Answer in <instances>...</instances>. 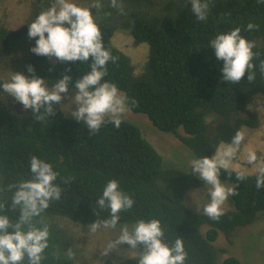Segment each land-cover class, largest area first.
<instances>
[{
  "label": "trees",
  "instance_id": "1",
  "mask_svg": "<svg viewBox=\"0 0 264 264\" xmlns=\"http://www.w3.org/2000/svg\"><path fill=\"white\" fill-rule=\"evenodd\" d=\"M144 1L151 2L123 0L120 10L111 8L109 1L96 18L105 48L118 57L116 64L109 62L105 79L135 99L136 105H130L129 111L145 115L157 130L177 135L196 158H211L218 144L230 142L237 130L260 128L264 109H256L255 105L264 108V74L259 71V63L264 60V4L257 0H211L206 21H198L192 10L184 6L177 14L172 11V16L162 15L160 9L168 0H160L157 5L156 13L160 14H151L155 11H150ZM137 3L142 4L141 8ZM170 5L174 9V0H170ZM118 11L123 12L117 15ZM249 22L255 23L257 29L246 31ZM236 27L241 28V35L247 40L255 41L253 51L260 53L253 61L257 68L251 82L247 74L239 83L224 81L223 62L208 47L218 33ZM117 29L129 32L135 45H147V60L141 68H136L129 56L112 44ZM28 59L27 65L35 68L38 77L53 78L54 82L66 73L74 85L90 70L87 64L49 62L47 57L33 53ZM69 68L71 71L66 72ZM72 85L69 89H74ZM53 108L55 115L43 122L36 121L32 113L20 120L0 110V175L4 177L5 190L9 183L29 179L32 155L51 163L60 177H73L68 185L60 183L64 189L61 200L52 201L45 212L50 243L61 257L57 262L49 256L45 264H77L76 258L64 259V251L72 248L76 255V229L107 217V211L96 215V199L111 179L119 181L121 190L135 200L130 212L121 213V223L160 220L166 243L171 244L176 238L185 241L186 264H246L234 256L218 262L213 243L219 234L228 239L236 228L252 226L258 216L264 215V188L257 190L256 172L244 173L246 179L237 182L235 174L241 170L231 168L229 176L221 169V182L236 185L238 194L230 197L232 209L224 212L218 222L212 221L203 213L192 212L182 201L185 192L204 183L191 172L163 168L161 155L144 139L137 125L121 119L118 129L105 123L93 136L85 124L65 117L57 104ZM247 142L245 136L240 151ZM8 203L10 206V197ZM7 214L15 220L19 211ZM64 220L69 222L63 224ZM203 225L207 228L202 232ZM117 233L119 227L112 230V239ZM128 247L120 245L111 257H105L104 264H138L128 258L127 251L120 255L121 249Z\"/></svg>",
  "mask_w": 264,
  "mask_h": 264
},
{
  "label": "clouds",
  "instance_id": "2",
  "mask_svg": "<svg viewBox=\"0 0 264 264\" xmlns=\"http://www.w3.org/2000/svg\"><path fill=\"white\" fill-rule=\"evenodd\" d=\"M192 12L198 21H206L211 0H188ZM264 4V0H257ZM113 9L123 8V0H110ZM102 0H93L88 6H80L74 0H49L35 19L28 25L27 38L34 41L30 51L37 56L55 58L61 63L80 62L89 69L72 85V77L61 73V78L49 86L48 78H40L32 65H26L28 75L21 72L11 73L10 78L0 81V96L6 94L23 106V111H32L36 121L43 122L55 115L54 104H60L63 95L72 85L76 90L73 103L76 109L71 116L89 129L90 135L99 132L105 123H111L117 129L121 126V117L135 106V99H130L118 90L115 83L105 79L108 75L109 62L116 64L118 57L113 56L103 44V34L96 22L92 10H100ZM257 25L249 22L246 31L252 32ZM218 61L223 62L221 69L223 80L239 83L247 74L248 82L256 77L257 65L254 59L260 56L254 52L255 41H249L241 35V28L218 33L209 41V46ZM71 69H66V72ZM259 71L264 74V60L259 63ZM107 118V119H106ZM245 140V131L237 130L230 142L221 141L215 148L214 155L194 157L190 161L191 174L197 176L208 187L209 201L202 212L212 221H219L224 215V205L229 197L238 194L236 185L227 186L220 180L221 169L231 176L230 169ZM246 164L255 169V186L257 190L264 188V163L258 161L257 153L249 149ZM29 179H19L4 187V177L0 175V264H45L51 256L55 261L61 257L50 243V225L45 216L52 201H59L64 189L60 183L68 185L73 177H60L53 165L36 155L29 159ZM58 178L60 182L58 183ZM237 182H243L246 176L236 172ZM11 204L9 206L8 199ZM135 200L121 190L119 181L108 180L103 187L102 195L96 199L97 216L107 211V217L97 219L88 225L90 233L101 229L115 230L119 234L110 239L100 251L102 258L108 257L120 245H128V258L138 264H186L188 252L185 241L176 238L171 244L165 242V232L158 219H139L131 225L121 223V213L130 212ZM13 220L7 214L13 215ZM95 211V210H94ZM200 212L201 208L198 207ZM52 251L49 252V250ZM64 259L74 260L72 248L64 251ZM94 264H104V260H96ZM115 264V262H113Z\"/></svg>",
  "mask_w": 264,
  "mask_h": 264
},
{
  "label": "rangeland",
  "instance_id": "3",
  "mask_svg": "<svg viewBox=\"0 0 264 264\" xmlns=\"http://www.w3.org/2000/svg\"><path fill=\"white\" fill-rule=\"evenodd\" d=\"M80 1L82 4L84 3L83 0H74L75 3L83 6ZM89 4L90 3L88 2V5ZM19 8H15L12 11H17L18 13ZM26 17H29V15ZM15 18L16 15L12 17L4 15V22ZM129 34L130 33L126 30L119 29L113 33L111 42L118 50L126 53L134 66L139 69L147 60L148 47L145 43L135 45ZM75 94V89H69L68 93L63 95V99L59 104V109L65 117L73 118L70 113L76 109V105L73 103ZM255 108L264 109L259 105H255ZM121 119L129 120L140 128L144 139H146L161 155L163 168H175L191 172L190 161L194 157L192 153L182 145L177 135L157 130L151 124L149 119L142 114H134L131 111H128L121 117ZM243 130L245 131V136L247 137L248 142L242 148L240 153L237 154V158L234 160L232 168L241 170L244 173H252L255 172V169L251 168V165L246 164L247 152L249 149H252L257 153L258 161L260 163H264V117L262 118L260 128L248 131H246V129ZM177 134L183 136L181 131H178ZM208 187L209 186L204 184L202 187L185 192L182 201L186 207L193 210L195 213H203L202 208L209 201ZM198 207L201 208L200 212L197 211ZM223 207L224 212L232 209L230 197ZM66 221L67 220H64L62 223L66 224L69 222ZM253 225H255L254 228H252ZM252 226L245 225L236 228L233 232L234 235L230 236L228 239L222 234H219L218 239L213 243L218 262H221L227 256H234L240 262L246 264H264V215L258 216ZM206 228L207 227L203 225L200 230L203 232ZM111 232L112 230L101 229L96 233H90L88 227L79 226L76 229L77 236L75 237V241L78 242L80 249L76 248V263L94 264V261L96 260H104L105 257L102 258L100 256V251L103 246L112 239ZM114 238L115 237H113V239ZM126 251V248L121 249L119 253H121L120 255H125ZM111 254L112 252L109 255ZM120 255H118V258Z\"/></svg>",
  "mask_w": 264,
  "mask_h": 264
},
{
  "label": "flooded vegetation",
  "instance_id": "4",
  "mask_svg": "<svg viewBox=\"0 0 264 264\" xmlns=\"http://www.w3.org/2000/svg\"><path fill=\"white\" fill-rule=\"evenodd\" d=\"M83 1V4L80 1L83 6H88V2L90 4L93 2V0ZM109 1L110 0H102L103 6L106 3L108 4ZM159 2L160 0H151V2L144 1L143 3L149 7L150 11H155L151 14H160L159 12L156 13V7ZM174 2V9H171L170 0H168L160 9L162 11L161 14L172 16L174 15L173 12L177 14L178 9L181 6L192 10V6L188 0H174ZM48 3L49 0H0V81L9 79L11 73L21 72L25 74V66L29 61L28 58H32V52L30 49L34 46V41H29L27 38L28 25L35 19L36 15L43 8L39 6L47 7ZM137 5L139 8L142 6L140 3H137ZM15 8H19L18 13L17 11H12ZM101 10L102 9L92 10V14L95 18L100 16ZM122 12L123 11H118L117 15H121ZM147 13H150L149 10H147ZM4 15L9 17L16 15V18L4 22ZM28 15L29 17H26ZM50 61L57 62L55 58L49 59V62ZM45 81L49 83V86L54 83L53 78H49ZM57 107L59 108V104H57ZM2 109L6 111L8 115L19 118L20 120H23L25 115L32 113L31 110H28L27 112L23 111V106L16 103L14 98L7 96L6 94L0 96V110ZM253 173L255 172L245 174ZM191 211L193 212V210Z\"/></svg>",
  "mask_w": 264,
  "mask_h": 264
}]
</instances>
